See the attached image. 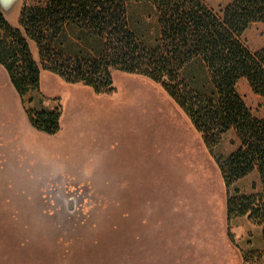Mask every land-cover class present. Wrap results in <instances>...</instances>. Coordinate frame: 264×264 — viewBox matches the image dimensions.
Segmentation results:
<instances>
[{"label":"rangeland","instance_id":"1","mask_svg":"<svg viewBox=\"0 0 264 264\" xmlns=\"http://www.w3.org/2000/svg\"><path fill=\"white\" fill-rule=\"evenodd\" d=\"M204 1L221 13L232 0ZM244 40L253 51L263 48L264 24L252 25ZM113 77L116 90L97 95L51 74L43 94L32 91L22 103L0 67V107L7 109L0 125L2 119L22 123L25 107L62 106L58 150L67 163L81 164L83 176L95 175L78 184L76 173L65 174L69 184L62 188H0V264H264L244 262L241 251L263 245L262 228L238 218L228 229L220 170L182 110L148 78L117 71ZM237 90L264 117V99L246 80ZM70 139L79 148L67 147ZM237 144L231 131L215 155L227 157ZM6 167L0 160V174ZM254 182L260 190L255 173L231 193L253 192Z\"/></svg>","mask_w":264,"mask_h":264},{"label":"trees","instance_id":"2","mask_svg":"<svg viewBox=\"0 0 264 264\" xmlns=\"http://www.w3.org/2000/svg\"><path fill=\"white\" fill-rule=\"evenodd\" d=\"M264 24V0H232L218 13L204 0H46L23 5L18 26L0 10V66L21 102L41 91L42 73L95 94H111L113 72L159 84L190 120L214 158L227 190L230 222L248 218L262 228L263 247L241 251L244 262H264V117L237 90L246 80L264 99V47L253 51L244 36ZM37 49V56L33 51ZM24 108V107H23ZM24 111L38 132L61 131L62 106ZM233 131L237 147L215 155ZM257 174L251 193L235 188ZM229 232V231H228Z\"/></svg>","mask_w":264,"mask_h":264},{"label":"water","instance_id":"3","mask_svg":"<svg viewBox=\"0 0 264 264\" xmlns=\"http://www.w3.org/2000/svg\"><path fill=\"white\" fill-rule=\"evenodd\" d=\"M22 8H23V0H0V10L5 15L7 20L16 27H19L18 21H19V17H20ZM2 69L5 71V69L3 67H2ZM6 74H7V72H6ZM7 77L9 79L8 74H7ZM9 81H10V79H9ZM10 84L12 85L11 81H10ZM12 87H13V85H12ZM18 97H19V95H18ZM19 99H20V97H19ZM20 101H21V99H20ZM4 107H6V106L4 105L3 107H0V112L7 111V109ZM23 120H22V122H23ZM26 120L30 123L27 115H26ZM6 121H7L6 119H2L1 125H2V123H6ZM17 122L19 124H21V121L19 122V120H17ZM1 125H0V128H1ZM61 130H62V126H61ZM40 134H43L44 136H46V138L54 137V136L46 135L44 133H40ZM57 135H55V136H57ZM81 136H83V134H81ZM73 141L74 140H72L71 143H69L70 141H68L67 147H69L71 149L72 148H79V143L76 145L77 142L76 141L73 142ZM37 145H38V143H37ZM36 148H38V146H36ZM1 151H2V149L0 148V154L2 153ZM26 152H28L27 147H26ZM30 152H32V157H31L32 160H35L36 163L31 164V165H27V166H20L19 163H13L11 158L9 159V161L2 158V161L5 162L7 167L3 171V173L0 174V188H4L7 186H10V187L15 188V189L20 188V187H27L29 190H31L32 187L49 189V188L53 187L54 185L62 188V187H65L69 184L66 182L67 179L65 178V174L69 175V174H75L76 173V175L79 177V183L73 181V183H71V185H75L77 183L78 184H80V183L81 184L82 183L87 184L88 181L95 178V175H93L92 177L87 176V174L85 176H83L82 174L84 172H81V167H80L81 164H79L78 162L70 163V164L67 163L66 160H63V158H62L63 155L60 154L59 150L56 152L55 158L51 157V152H49V151L45 152L43 149H41V147H40V150H38V149L36 150L33 148V151H30ZM64 155L72 156L73 154L70 152H67V153H64ZM4 175L7 176L6 179H3ZM40 177H42L41 180L38 179ZM75 186H78V185H75ZM39 205L40 204H38V209L40 207Z\"/></svg>","mask_w":264,"mask_h":264},{"label":"crops","instance_id":"4","mask_svg":"<svg viewBox=\"0 0 264 264\" xmlns=\"http://www.w3.org/2000/svg\"><path fill=\"white\" fill-rule=\"evenodd\" d=\"M50 78H51V73L43 72L42 79H41V85L43 86V83L45 82V80L50 79ZM44 95L48 97L46 93ZM63 119H64V115L61 118L62 130L57 135L58 137L54 136L55 139L46 138V136L37 132L31 126V124L26 120V118H24L21 124H19L16 119H11V121L7 120L6 123H2L1 128H0V146H1L0 148L2 149L1 151L2 153L0 154V160L4 158L7 161H9V159L11 158L13 163H19L20 166H27V165L35 164L36 161L32 160L31 158L32 152L30 151H33V148L36 150L37 149L40 150V147L45 152L46 151L51 152V157L55 158L56 152L62 146V143H56L55 141L58 138L60 139L63 136V129H64ZM78 136L82 138L81 134ZM72 140L73 139H70L69 143H71ZM75 141L76 140H74L73 142ZM47 142H52V145L47 144ZM77 144L78 143H76V145ZM36 146H38V148H36ZM26 147L28 149V152H26ZM6 178L7 176L4 175L3 179H6ZM38 179L41 180L42 177ZM246 192L251 193L250 190H246ZM245 219L248 220V218H245ZM238 220H241V219H238ZM248 223L251 224L249 220H248ZM240 236L242 240H244L243 234H241ZM262 247L263 245L258 249H261Z\"/></svg>","mask_w":264,"mask_h":264}]
</instances>
